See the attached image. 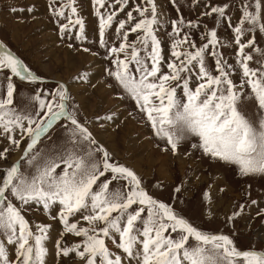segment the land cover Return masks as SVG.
I'll use <instances>...</instances> for the list:
<instances>
[{
	"label": "rangeland",
	"instance_id": "rangeland-1",
	"mask_svg": "<svg viewBox=\"0 0 264 264\" xmlns=\"http://www.w3.org/2000/svg\"><path fill=\"white\" fill-rule=\"evenodd\" d=\"M0 44V264H264V0H0Z\"/></svg>",
	"mask_w": 264,
	"mask_h": 264
},
{
	"label": "bare ground",
	"instance_id": "bare-ground-1",
	"mask_svg": "<svg viewBox=\"0 0 264 264\" xmlns=\"http://www.w3.org/2000/svg\"><path fill=\"white\" fill-rule=\"evenodd\" d=\"M2 47V49H1V52H2V55L6 58V61L10 64V65H13V66H15V56H13L4 46H1ZM3 48H5V50L9 53V54H11V56L10 55H6L5 54V52L3 51ZM71 58V57H70ZM17 60V59H16ZM27 70V69H26ZM16 72L18 73V75L19 76H22L23 77V79H24V76L22 75V74H19V72L16 70ZM27 72L28 73H30L28 70H27ZM31 74V73H30ZM25 80H27V79H25ZM98 140H99V142L100 143H102V142H106V141H104V140H101L100 138H97ZM105 139V138H104ZM47 251V250H46ZM185 264V263H184Z\"/></svg>",
	"mask_w": 264,
	"mask_h": 264
},
{
	"label": "crops",
	"instance_id": "crops-1",
	"mask_svg": "<svg viewBox=\"0 0 264 264\" xmlns=\"http://www.w3.org/2000/svg\"><path fill=\"white\" fill-rule=\"evenodd\" d=\"M12 24L14 25V23H12ZM22 25H23L22 23H16L15 26H13V27H16V28H17L18 26L21 27ZM32 26H33V23H32ZM16 33L19 34V30H18V28H17V30H16Z\"/></svg>",
	"mask_w": 264,
	"mask_h": 264
},
{
	"label": "water",
	"instance_id": "water-1",
	"mask_svg": "<svg viewBox=\"0 0 264 264\" xmlns=\"http://www.w3.org/2000/svg\"><path fill=\"white\" fill-rule=\"evenodd\" d=\"M0 49H1V47H0Z\"/></svg>",
	"mask_w": 264,
	"mask_h": 264
}]
</instances>
